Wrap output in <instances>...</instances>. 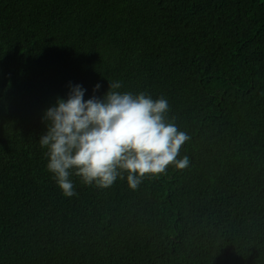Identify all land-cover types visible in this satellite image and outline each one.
<instances>
[{"label":"trees","instance_id":"obj_1","mask_svg":"<svg viewBox=\"0 0 264 264\" xmlns=\"http://www.w3.org/2000/svg\"><path fill=\"white\" fill-rule=\"evenodd\" d=\"M113 81L189 164L65 198L43 113ZM0 264H264V0H0Z\"/></svg>","mask_w":264,"mask_h":264},{"label":"clouds","instance_id":"obj_2","mask_svg":"<svg viewBox=\"0 0 264 264\" xmlns=\"http://www.w3.org/2000/svg\"><path fill=\"white\" fill-rule=\"evenodd\" d=\"M69 87L66 100L58 97L44 111L46 133L39 140L46 148L47 171L65 198L77 195L70 170L86 185L108 188L119 177L135 190L145 175L162 174L173 163L179 169L188 166L187 157L176 158L189 137L165 123L170 110L165 98L153 100L145 92L133 96L113 81L102 98L85 101L81 85Z\"/></svg>","mask_w":264,"mask_h":264}]
</instances>
